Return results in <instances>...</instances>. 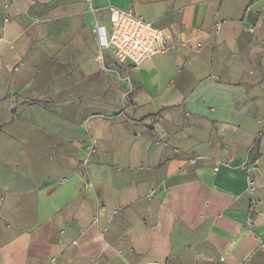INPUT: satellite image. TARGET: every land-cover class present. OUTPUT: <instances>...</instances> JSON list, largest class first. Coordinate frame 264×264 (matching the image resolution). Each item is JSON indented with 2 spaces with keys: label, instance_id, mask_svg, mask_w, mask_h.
<instances>
[{
  "label": "crops",
  "instance_id": "1",
  "mask_svg": "<svg viewBox=\"0 0 264 264\" xmlns=\"http://www.w3.org/2000/svg\"><path fill=\"white\" fill-rule=\"evenodd\" d=\"M0 264H264V0H0Z\"/></svg>",
  "mask_w": 264,
  "mask_h": 264
},
{
  "label": "built area",
  "instance_id": "2",
  "mask_svg": "<svg viewBox=\"0 0 264 264\" xmlns=\"http://www.w3.org/2000/svg\"><path fill=\"white\" fill-rule=\"evenodd\" d=\"M109 11L111 30L108 32L105 26L97 25V39L100 48L112 47L119 61H129L137 66L143 59L171 45V36L163 28L145 20L132 8L121 9L111 5Z\"/></svg>",
  "mask_w": 264,
  "mask_h": 264
},
{
  "label": "rangeland",
  "instance_id": "3",
  "mask_svg": "<svg viewBox=\"0 0 264 264\" xmlns=\"http://www.w3.org/2000/svg\"><path fill=\"white\" fill-rule=\"evenodd\" d=\"M115 84H116V82H115ZM128 86L131 88V89H134V87L136 86V85H134V84H128ZM127 87V86H126ZM54 108V107H53Z\"/></svg>",
  "mask_w": 264,
  "mask_h": 264
}]
</instances>
